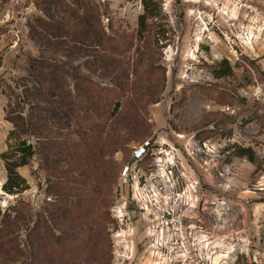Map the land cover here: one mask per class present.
<instances>
[{"label":"rangeland","instance_id":"374dc122","mask_svg":"<svg viewBox=\"0 0 264 264\" xmlns=\"http://www.w3.org/2000/svg\"><path fill=\"white\" fill-rule=\"evenodd\" d=\"M153 1L140 35L141 0H0V264H264V3ZM147 141L153 191L192 200L175 260L118 186Z\"/></svg>","mask_w":264,"mask_h":264},{"label":"built area","instance_id":"2783aa9c","mask_svg":"<svg viewBox=\"0 0 264 264\" xmlns=\"http://www.w3.org/2000/svg\"><path fill=\"white\" fill-rule=\"evenodd\" d=\"M241 4L250 11L249 3L253 1L263 2L264 0H232ZM244 2V3H243ZM238 9V7H237ZM149 142L139 144L134 148L130 156V161L123 164L118 177V186L127 187L130 190L131 200L136 211L141 213L148 221L149 232L153 239H157V249L168 251L171 255V248L181 243L183 237L190 236V226L183 224L184 212L191 206L188 202L190 197L184 196L183 208L176 204L180 199L179 192L155 187L153 191L151 184L152 172H146L142 167L149 155ZM150 169H147V171ZM172 187V186H171ZM195 197V194H192ZM192 203V200L190 201ZM125 209V208H124ZM188 230V231H187ZM175 244V245H173ZM174 257V256H173ZM175 260V257L173 258ZM177 259V258H176ZM178 261V259H177ZM170 263H173L170 261ZM183 264V261H180Z\"/></svg>","mask_w":264,"mask_h":264},{"label":"trees","instance_id":"16d2710c","mask_svg":"<svg viewBox=\"0 0 264 264\" xmlns=\"http://www.w3.org/2000/svg\"><path fill=\"white\" fill-rule=\"evenodd\" d=\"M142 7L144 10V13H142L138 17V33L141 35V32L144 28L145 20L147 18L155 17L157 15V4L153 0H141ZM43 60V59H42ZM42 60H33L34 63L30 66V69L34 72L35 69L37 68V65L35 63L39 64L41 63ZM34 64V65H33ZM46 64V63H45ZM223 67L220 68L219 70L215 71L214 75L217 78L220 77H227L231 74V68L227 64V62H223ZM43 66V65H42ZM55 70H60V66H55ZM52 89L53 88H49ZM39 94L41 92L39 91ZM120 103L117 101L114 104L113 111H117L119 108ZM16 126V125H15ZM17 127V126H16ZM10 135H15V131H12ZM143 142V141H142ZM115 148H118L122 146L121 143L115 142L114 143ZM116 150V149H115ZM13 154V156H12ZM35 154L34 148L31 144H26L25 141L19 142L15 147H13V152L11 154L9 153H3L1 154V158L4 161V166L6 170V181L2 185V189L4 192L8 194H16L24 190V179L18 174L17 168L25 166L28 164V161L33 157ZM236 155L240 158H245L249 162L254 163L255 162V154L254 151L251 148H238ZM12 157H16L13 159ZM130 161L129 160H124L123 163H126Z\"/></svg>","mask_w":264,"mask_h":264}]
</instances>
